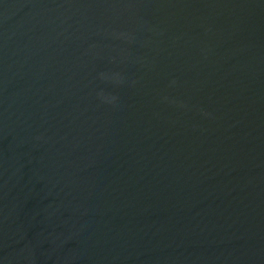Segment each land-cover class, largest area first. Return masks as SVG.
I'll use <instances>...</instances> for the list:
<instances>
[{
	"label": "water",
	"instance_id": "95a60500",
	"mask_svg": "<svg viewBox=\"0 0 264 264\" xmlns=\"http://www.w3.org/2000/svg\"><path fill=\"white\" fill-rule=\"evenodd\" d=\"M0 264H264V0H0Z\"/></svg>",
	"mask_w": 264,
	"mask_h": 264
}]
</instances>
